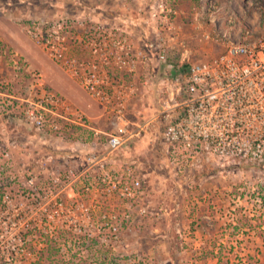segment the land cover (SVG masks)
<instances>
[{"label":"rangeland","instance_id":"1","mask_svg":"<svg viewBox=\"0 0 264 264\" xmlns=\"http://www.w3.org/2000/svg\"><path fill=\"white\" fill-rule=\"evenodd\" d=\"M161 1L179 5L180 11L177 29L165 37L166 61H158L152 52L139 74L147 85L129 108L132 120L148 122L139 136L109 152L106 135L89 127H79L71 139L58 142L15 123L20 100L8 94L25 97L30 81L40 77L46 88L83 111L88 124L107 129L101 106L30 38L31 17L93 19L120 12L130 17L137 43H156L154 23L144 27L143 21ZM196 6L195 0H0V160L7 162L10 202H20L30 220L45 208L52 210L47 220L30 221L33 234L25 239L16 237L13 230L20 224L14 227L13 215L0 214V250L8 264L19 263V258L37 264L40 254L26 248L40 250L45 234L58 245L42 254V264H264V159L179 146L163 137L173 117L172 110L162 111L170 104L162 79L174 73L184 49L190 62L220 51L194 28ZM233 7L247 20L242 26H264V14L254 5ZM12 53L24 60L17 69ZM76 141L79 147H70ZM68 169L75 176L67 179ZM53 170L62 175L56 185L49 181ZM31 175L36 178L34 195L25 181ZM132 178L141 187L129 198L118 187ZM57 210L75 218L67 222L73 227L67 226L71 232L65 239L57 238L55 228L62 223Z\"/></svg>","mask_w":264,"mask_h":264},{"label":"built area","instance_id":"2","mask_svg":"<svg viewBox=\"0 0 264 264\" xmlns=\"http://www.w3.org/2000/svg\"><path fill=\"white\" fill-rule=\"evenodd\" d=\"M245 3L264 14V0H198L191 22L220 51L210 59L190 62L184 49L174 73L169 79H162L170 103L162 111L172 110L173 117L163 131L167 142L179 146L193 144L202 150L241 159H264V26L241 25L247 20L233 6L242 7ZM179 11L177 5L161 1L155 14L143 21L144 27L154 23L159 39L156 43H137L130 17L120 12L93 19L72 15L31 17L27 29L30 38L101 106L107 129H92L95 134L106 135L109 152L139 136L148 123L130 118V103L147 85L139 74L150 54L156 52L158 61H166L165 37L177 29ZM10 61L15 69L24 63L17 53L10 54ZM26 91L25 97L16 98L20 100L16 119L34 128L40 136L50 135L62 142L76 135L77 128L88 127L84 112L46 88L40 77L32 79ZM75 145L78 148L77 141L73 148ZM6 163L0 160V214L6 218L13 215L14 227L20 224L13 231L31 230L30 221H45L52 216V210L45 208L44 213L31 216L30 220L21 211L20 202H10ZM70 176L75 175L68 169L65 177ZM61 177L60 172L53 170L49 181L56 185ZM25 181L31 195L36 194V178L31 175ZM120 185V193L129 198L141 187L136 178ZM113 186L117 187L116 182ZM60 211L55 214L59 220L64 210Z\"/></svg>","mask_w":264,"mask_h":264},{"label":"trees","instance_id":"3","mask_svg":"<svg viewBox=\"0 0 264 264\" xmlns=\"http://www.w3.org/2000/svg\"><path fill=\"white\" fill-rule=\"evenodd\" d=\"M197 2H198V0H195V3L197 4ZM177 6H179V5H177ZM185 65H187V64H185ZM7 215V214H6ZM60 220L62 221V223L59 225V226H57L55 229H56V233H57V238L59 237V238H61V239H65L66 237H68L69 236V233L71 232L70 231V229H68V228H72L73 227V224H67V222L68 221H70V222H74L75 221V218L73 217V216H71V215H67L66 214V212H63L62 214H61V218H60ZM44 221V220H43ZM63 224H65V225H63ZM67 226H68V228H67ZM33 233H32V231L30 230V228H26V230H24V229H22V230H20L19 232H18V234H17V237H19L20 239H25V238H27L29 235H32ZM38 236H40V234H37ZM44 240H45V242H44V244H43V246H42V248H40V250H36V249H34L33 247H29V248H26L27 249V251L29 252V253H31V252H36V253H39L40 254V257L39 258H41V256H42V254H44L45 252L48 254H50V252L52 253L53 252V249L55 248V247H57V245L58 244H55V242H53L52 240H51V238H50V236H48V235H46L45 234V237L43 238ZM29 249V250H28ZM54 251H56V250H54ZM6 252H10V254L11 255H13L14 254V252L13 251H6ZM48 254V255H49ZM5 255V251L4 250H0V264H8V262H6V260H3V256ZM39 258H38V260L36 261V263L37 264H42V262L44 261V259H40L39 260ZM19 260V263L18 262H16L15 264H21L22 262H21V258H19L18 259ZM12 262L13 261H11V262H9V263H11L12 264ZM30 263V262H29ZM44 263V262H43ZM51 262L49 261V263L48 264H50ZM22 264H25V262H23ZM55 264H58V262L57 263H55Z\"/></svg>","mask_w":264,"mask_h":264},{"label":"crops","instance_id":"4","mask_svg":"<svg viewBox=\"0 0 264 264\" xmlns=\"http://www.w3.org/2000/svg\"><path fill=\"white\" fill-rule=\"evenodd\" d=\"M146 43V42H148L146 39L145 40H143L142 41V43ZM9 96H11V98H13V99H16V98H19L18 96H12V95H10V94H8ZM12 103H15V101L14 100H12ZM90 109V108H89ZM93 109H94V107H93ZM14 119H15V123H17V124H19V121H17V119H16V116L14 117ZM21 123V122H20ZM88 123H89V121H88ZM87 123V126L89 127V128H93V129H97V130H101V129H98L97 127H95V126H92L91 124H88ZM78 146V145H77ZM70 147H72L73 148V146H70ZM79 147V146H78Z\"/></svg>","mask_w":264,"mask_h":264}]
</instances>
